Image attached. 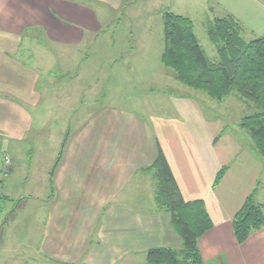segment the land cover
Wrapping results in <instances>:
<instances>
[{"label": "crops", "instance_id": "obj_1", "mask_svg": "<svg viewBox=\"0 0 264 264\" xmlns=\"http://www.w3.org/2000/svg\"><path fill=\"white\" fill-rule=\"evenodd\" d=\"M97 1L113 12L123 2L0 0V131L14 142L27 122L22 119L19 103L33 101L30 97L39 76L36 71L45 67L36 63L33 69L24 60L34 64L30 63L34 57L39 62L43 55L55 54L47 44L77 48L87 37L99 33L103 23L90 5ZM245 1L264 12V0ZM217 19L231 20L239 27V35L245 33L239 23L242 19L231 15ZM214 20L205 25L208 42L207 32ZM210 45L215 60L210 61L204 53L216 63L217 52ZM200 98L156 101L157 110L163 113L157 112L149 119V123L154 122V134L143 117L131 112L116 116L102 107L89 126L90 138L86 137L85 144L78 148L74 144L77 136L66 138L61 155L66 170L49 199L42 202H47V207L36 205L40 209L35 210L39 213L34 217L41 239L38 264H146V253L152 248H167L179 254L181 240L169 215L155 203L158 178L156 170L150 168L157 159L158 147L182 199L202 201L212 223L197 241L203 264H264V228L252 233L242 245L237 244L232 231V219L251 193L256 203L264 200L259 194L261 157L238 125L236 132L230 133L220 120L205 121L200 108L205 103L212 106V102ZM165 104L169 108L173 104L178 112L163 117ZM146 107L150 109L148 104ZM190 113L198 116L202 127L182 122ZM4 156L12 160L10 153H4L2 159ZM2 161L0 172L5 171ZM224 168L220 182L213 187L218 172ZM105 200L102 211L98 210L100 201ZM22 204L19 202L17 207ZM8 206L3 205L0 215ZM10 217L12 213L0 225V255L3 227Z\"/></svg>", "mask_w": 264, "mask_h": 264}, {"label": "rangeland", "instance_id": "obj_2", "mask_svg": "<svg viewBox=\"0 0 264 264\" xmlns=\"http://www.w3.org/2000/svg\"><path fill=\"white\" fill-rule=\"evenodd\" d=\"M251 4L245 0H123L113 12L102 2H90L100 23H103L99 33L87 37L85 43L77 48L47 44L55 54L43 55L39 62L34 57V61H30L34 64L24 60L31 68L36 63L40 66L43 63L45 67L43 71H36L39 76L30 97L33 101L19 103L22 104V119L27 121L19 131L22 133L20 138L14 142L6 132L0 131V171L2 155L8 152L12 158L8 170L0 172L2 181L8 171V177L0 184V200L6 196L10 201L5 203L9 206L0 215V225L8 213H12L3 227L4 243L1 247L4 255H0V264H38L41 260L40 230L34 222L39 213L35 210L40 209L36 205L47 207V202H42L49 199L56 182L66 170V161L61 158L66 138L77 136L74 144L78 148L85 144L86 137L90 138L89 126L103 108L114 114L131 112L143 117L148 120L150 132L154 134V122L149 123V119L157 112L163 113L157 110L156 101L176 97L201 100L202 97V100L206 98L212 102V106L206 103L201 106V117L205 121L220 120L230 133L236 132L240 120L253 114L256 105L235 92L223 102L210 101L201 92L178 83L173 73L160 63L165 50L163 15L168 12L190 19L199 46L209 60L214 61L215 51L205 33L207 21L231 15L243 20L239 23L245 33L240 36L245 41L264 35V12L253 9ZM250 25L254 27L246 28ZM110 105L113 108H106ZM164 106L162 116L171 117L176 110L173 104L171 108L167 104ZM188 118L182 122L195 128L202 127L198 116L193 117L190 113ZM261 162L259 194L264 198L263 158ZM19 202L23 204L17 207ZM257 202L264 204V200ZM2 203L0 201V214ZM41 203L43 205L40 206ZM102 203L105 205L106 200L100 201L98 210Z\"/></svg>", "mask_w": 264, "mask_h": 264}, {"label": "trees", "instance_id": "obj_3", "mask_svg": "<svg viewBox=\"0 0 264 264\" xmlns=\"http://www.w3.org/2000/svg\"><path fill=\"white\" fill-rule=\"evenodd\" d=\"M163 30L165 50L160 63L173 73L178 83L215 102L235 92L256 105L253 114L240 120L239 128L249 135L255 150L264 159V36L245 42L236 23L215 19L207 32L218 57L212 63L199 46L190 19L166 12ZM157 149V159L150 168L156 170L158 178L155 203L169 215L182 250L177 254L167 248L149 249L146 264H203L197 241L211 229L212 223L202 201L182 199L165 157ZM225 171L226 168L218 172L213 187ZM0 201L3 205L10 202L7 198ZM263 228L264 204L255 202L253 192L232 219L233 235L237 244L242 245L252 233Z\"/></svg>", "mask_w": 264, "mask_h": 264}, {"label": "built area", "instance_id": "obj_4", "mask_svg": "<svg viewBox=\"0 0 264 264\" xmlns=\"http://www.w3.org/2000/svg\"><path fill=\"white\" fill-rule=\"evenodd\" d=\"M9 162H11L10 159H9V157L4 156V158H3V165H4V167H5V170H6V168L9 166ZM7 170H8V168H7ZM7 172H8V171H6V173L4 174V176L7 175Z\"/></svg>", "mask_w": 264, "mask_h": 264}]
</instances>
